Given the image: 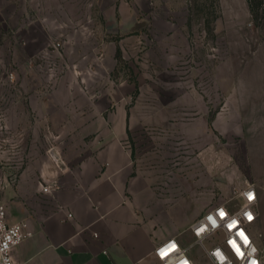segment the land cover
I'll return each instance as SVG.
<instances>
[{"label": "rangeland", "instance_id": "rangeland-1", "mask_svg": "<svg viewBox=\"0 0 264 264\" xmlns=\"http://www.w3.org/2000/svg\"><path fill=\"white\" fill-rule=\"evenodd\" d=\"M51 40L63 44L52 76L40 66ZM0 50L18 69V93L4 85L0 95L25 134L22 166L33 159L25 137L33 94L47 100L66 82L78 100L109 101L106 115L125 102L137 163L189 180L205 202L186 212L199 217L264 181V0H0ZM36 150L46 153L43 140ZM191 253L210 264L200 245Z\"/></svg>", "mask_w": 264, "mask_h": 264}, {"label": "crops", "instance_id": "crops-1", "mask_svg": "<svg viewBox=\"0 0 264 264\" xmlns=\"http://www.w3.org/2000/svg\"><path fill=\"white\" fill-rule=\"evenodd\" d=\"M33 95L25 136L33 159L1 195L9 222L33 232L14 249L17 263L162 264L154 255L157 244L171 237L187 244L198 217L184 206L205 202L189 180L137 163L125 102L106 115L109 101L78 100L82 94L66 82L47 100ZM42 140L61 150L63 165L47 150L37 152ZM254 183L264 211V181ZM259 219L255 226L264 235Z\"/></svg>", "mask_w": 264, "mask_h": 264}, {"label": "built area", "instance_id": "built-area-1", "mask_svg": "<svg viewBox=\"0 0 264 264\" xmlns=\"http://www.w3.org/2000/svg\"><path fill=\"white\" fill-rule=\"evenodd\" d=\"M61 42L50 41L42 54L41 70L50 76L56 73V62L51 60L56 51L62 48ZM0 86H11L13 94L18 93L17 67L6 66L3 52L0 50ZM51 86L44 88V95L50 94ZM15 96V95H14ZM14 101L11 105H13ZM9 102L6 96L0 95V264H19L14 260V249L25 239L32 237L33 232L27 229L23 222L11 223L8 220L6 205L2 202L1 195L9 186L16 183L22 163L26 158L21 147L22 133L13 129L7 114ZM47 154L56 166L64 164L61 150L50 144ZM7 155V157H6ZM28 159V158H27ZM45 191L49 186L44 187ZM251 194V199H249ZM236 198V200H235ZM259 188L254 182H248L243 188L234 191L232 198L208 208L191 225L193 242L182 244L177 237L163 240L154 248L155 257L162 264H197L191 253L194 244L202 247L203 255L210 264H264V252L259 246L258 236L254 230L259 219ZM223 210L225 217L219 216ZM69 217L73 214L69 213ZM213 217L215 225L208 217ZM249 216L251 217L249 219ZM232 220L237 224L233 229L227 225ZM243 232L241 237L238 233ZM246 237V241H245ZM229 241H234L243 255H238L236 249ZM175 245L171 248V245ZM256 251L253 253L252 249ZM167 255L161 256V251L166 250ZM219 252L220 256L216 253ZM223 257V259H221Z\"/></svg>", "mask_w": 264, "mask_h": 264}, {"label": "snow or ice", "instance_id": "snow-or-ice-1", "mask_svg": "<svg viewBox=\"0 0 264 264\" xmlns=\"http://www.w3.org/2000/svg\"><path fill=\"white\" fill-rule=\"evenodd\" d=\"M251 198H252V197H251V194H249V199H251ZM219 216H220L221 218H224V217H225V213L223 212V210H220V212H219ZM250 218H251V217L249 216V219H250ZM208 219H209V221H211V222L213 223V225H215V220L213 219V217L210 216V217H208ZM236 224H237V221H236V220H232L231 223H229V224L227 225V227L231 230V229H233V228L236 226ZM238 235H240L241 237H243V236H244V233H243V232H240V233H238ZM245 241H246V237H245ZM229 243L232 245L233 248L236 249V252H237L238 255H243V254L240 252L239 247H237V245L235 244L234 241H229ZM170 247H171V248H174L175 245L173 244V245H171ZM167 251H168V249H166V250H162V251H161V256H165V255H167ZM216 255H217V256H220V253L217 252ZM221 259H223V257H221Z\"/></svg>", "mask_w": 264, "mask_h": 264}, {"label": "clouds", "instance_id": "clouds-1", "mask_svg": "<svg viewBox=\"0 0 264 264\" xmlns=\"http://www.w3.org/2000/svg\"><path fill=\"white\" fill-rule=\"evenodd\" d=\"M256 251L255 248L252 249V252L254 253ZM252 264H257V262L255 260L252 261Z\"/></svg>", "mask_w": 264, "mask_h": 264}]
</instances>
